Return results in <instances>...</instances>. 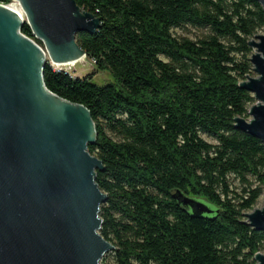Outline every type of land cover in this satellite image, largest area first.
I'll return each instance as SVG.
<instances>
[{
  "label": "trees",
  "instance_id": "1",
  "mask_svg": "<svg viewBox=\"0 0 264 264\" xmlns=\"http://www.w3.org/2000/svg\"><path fill=\"white\" fill-rule=\"evenodd\" d=\"M76 2L100 20L95 34L77 35L95 73L74 78L47 64L44 81L58 97L88 109L96 125L88 152L104 165L96 183L108 197L100 233L115 247L102 264L112 257L115 264H257L264 232L248 224L245 212L263 195L264 144L238 130L236 119H249L256 103L241 84L253 73L250 43L264 31L262 6ZM187 26L208 34L197 40L174 34ZM21 32L37 41L28 25ZM97 73L114 81L98 85ZM231 176L248 185L239 203L231 198ZM248 176L259 186L252 188ZM184 197L213 213L192 211Z\"/></svg>",
  "mask_w": 264,
  "mask_h": 264
},
{
  "label": "water",
  "instance_id": "2",
  "mask_svg": "<svg viewBox=\"0 0 264 264\" xmlns=\"http://www.w3.org/2000/svg\"><path fill=\"white\" fill-rule=\"evenodd\" d=\"M12 1L19 5H0V264H101L115 247L100 233L108 197L96 183L104 165L88 152L96 125L44 81L47 64L87 58L77 35L95 34L100 20L76 0ZM253 1L264 9V0ZM25 24L44 49L22 34ZM256 38L250 62L258 78L241 87L257 104L236 128L264 144V35ZM182 203L213 213L194 199ZM245 216L264 232V208ZM255 259L264 264V255Z\"/></svg>",
  "mask_w": 264,
  "mask_h": 264
},
{
  "label": "rangeland",
  "instance_id": "3",
  "mask_svg": "<svg viewBox=\"0 0 264 264\" xmlns=\"http://www.w3.org/2000/svg\"><path fill=\"white\" fill-rule=\"evenodd\" d=\"M14 3L15 2L12 1V4H14ZM174 34L177 37H179V38H189V39H192V40H197V39H201L204 35L208 34V31L207 30H203V29H199V28H195V27H192V26H187V27L182 28V29L174 30ZM263 35H264V31L260 32L258 36H263ZM255 40L257 41L256 37L253 38L251 40V42L255 41ZM255 53H256V50H253L252 55L255 54ZM252 55L250 56V59H251ZM52 67H53V69L55 71H57V72H66V73L70 74L74 78H84V77H87L88 75H92V74L95 73L94 64L91 61H89L87 58L83 59V61L81 63H78V64H76L74 66H68V67L52 66ZM249 78H258V75L254 72V69H253V73L251 74V76H249ZM94 80H95L96 84L101 85V86L105 85V84H108V83H112L114 81L113 77L110 76L109 74H106V73H102V74L97 73V74H95ZM256 104H257V101H256V103L254 105H256ZM247 120L251 121L252 118L250 117ZM202 138L205 141H207L208 143H210V144H213V145H217L218 144V141L216 140V138H214L212 136L203 134ZM247 179L250 181V183L252 185V188H256V187L259 186L258 182L256 181V179L254 177L248 176ZM229 183H230V188H231V191H232L231 198L235 199V201L237 203H239L241 201L240 197L245 196L244 190L248 187V185H246L239 178H236L234 176L229 177ZM263 208H264V188H263V195L259 199V201H258L257 205L255 206V208L252 211L245 212V215L252 214L255 211L261 210ZM116 217L118 219L121 218L120 215H116ZM245 220L248 222L247 218H245ZM260 254L264 255V248H263V250H262V252ZM108 262L110 264H115V261H114L113 257L109 258Z\"/></svg>",
  "mask_w": 264,
  "mask_h": 264
},
{
  "label": "bare ground",
  "instance_id": "4",
  "mask_svg": "<svg viewBox=\"0 0 264 264\" xmlns=\"http://www.w3.org/2000/svg\"><path fill=\"white\" fill-rule=\"evenodd\" d=\"M14 2H15V3L12 4V5H19L16 1H14ZM83 59H85V58H83ZM83 59H81V60H79V61H77V62L71 63V64H66V65H57V64H55L54 66H56V67H68V66H74V65H76V64H78V63H81V62L83 61Z\"/></svg>",
  "mask_w": 264,
  "mask_h": 264
},
{
  "label": "built area",
  "instance_id": "5",
  "mask_svg": "<svg viewBox=\"0 0 264 264\" xmlns=\"http://www.w3.org/2000/svg\"><path fill=\"white\" fill-rule=\"evenodd\" d=\"M25 36V35H24ZM29 39H31V38H29ZM31 40H33V39H31ZM33 41H35V40H33ZM36 42V41H35ZM43 49H44V47H43V45H40Z\"/></svg>",
  "mask_w": 264,
  "mask_h": 264
}]
</instances>
